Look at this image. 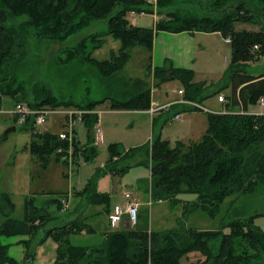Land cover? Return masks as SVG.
I'll use <instances>...</instances> for the list:
<instances>
[{
    "label": "trees",
    "instance_id": "trees-1",
    "mask_svg": "<svg viewBox=\"0 0 264 264\" xmlns=\"http://www.w3.org/2000/svg\"><path fill=\"white\" fill-rule=\"evenodd\" d=\"M215 5L218 10L222 7L217 20L190 17L177 24L157 20L153 27H144L133 25L127 19L131 11L153 12L143 0H0V99L7 96L15 104L26 100L27 106L33 109L64 105L90 110L105 101L111 109L149 108L150 89L146 80L138 79L137 88L123 98L107 96L84 106L71 101L59 102L39 91H31L33 97L28 98L23 82L18 80V71L27 57L28 27L33 28L39 38L64 42L93 20L106 19L107 33L119 43L118 52H112L106 59L91 56L86 52L89 37L85 36L69 48L71 58L87 61L102 75L110 77L124 67L128 60L127 49L141 45L149 53L147 68L152 70L157 84L178 78L183 83V96L203 103L213 94L205 95L203 84L192 81V70L172 67L169 60L164 66L151 69L154 35L157 31H218L230 37L232 51L231 62L222 79L213 84V90L230 87L224 107L241 106L248 110L264 97V72L250 75L243 69L244 64L264 55V0H217ZM21 15L28 17L26 22L6 25L10 17ZM238 21L259 24L261 29L236 30L234 23ZM254 45H258L255 51ZM172 108L174 113L197 110L181 104H173L169 109ZM97 118V114H86L83 125L87 140L81 144L75 138L72 142V161L76 166L97 154L92 131ZM14 121L16 123V118ZM207 122L206 131L198 140L176 141L173 146L159 135H152L149 142L124 151L110 143L104 168L97 170L74 194L89 203L103 201L106 196L96 192L97 176L125 171L133 164L148 166L152 198L175 201L178 194L193 193L196 200L191 207L204 210L211 217L216 215L226 196L237 195L238 198L261 190L264 187V114L207 113ZM32 130L31 127L29 149L37 161L43 164L51 157L59 160L67 153L68 142L59 140L57 134L49 130L32 133ZM58 148L63 152H57ZM55 201L62 209L60 199ZM184 208L186 212V204ZM51 219L46 208H36L27 201L24 218L21 221L8 218L0 226V235L26 233L29 239L38 237V242L51 237L57 243L53 264H264V229L254 224V216L222 221L220 228L214 230L180 226L166 232H148L127 227L105 232L102 243L92 246H76L69 241L70 234L90 231L79 214L61 225L48 226ZM23 243L26 248L28 242ZM7 248L0 243V264L15 263ZM191 252L199 253L201 258L182 262Z\"/></svg>",
    "mask_w": 264,
    "mask_h": 264
},
{
    "label": "rangeland",
    "instance_id": "rangeland-1",
    "mask_svg": "<svg viewBox=\"0 0 264 264\" xmlns=\"http://www.w3.org/2000/svg\"><path fill=\"white\" fill-rule=\"evenodd\" d=\"M215 2L217 0H162L159 4L156 0L155 5L147 2L155 10L154 12L133 13V15L129 12L127 17L133 19L130 22L134 25L136 21V26L144 27L152 26L154 16L157 20L168 21L171 24L183 22L185 18L190 17L199 19L210 17L217 20L222 7L218 10ZM27 19L26 15L12 16L6 21V25H18L26 22ZM28 28L27 57L24 66L18 71V75L16 74L18 80L23 82L28 98L33 97L31 91H39L41 95L47 94L59 102L71 101L76 105L84 106L86 103L100 101L107 96L123 98L124 94H129L137 88L139 85L137 80L140 79L146 80L149 89H153L154 99L168 102L173 97H178L174 90L176 91L179 86L183 88V83L178 78L157 84L152 70L147 68L149 53L141 45L135 44L127 49L128 60L124 67L110 77L102 75L87 61L81 62L79 58H71L69 48L75 46L85 36L89 37L86 52L91 56L106 59L112 52H118L119 43L107 33L106 19L93 20L90 25L69 36L64 42L39 38L35 36L33 28ZM234 28L257 31L261 29L259 24L239 21L234 23ZM173 40L177 43L185 41L194 44L197 62L193 69H186L192 70L193 82L203 84L202 92L205 95L213 94L203 104L211 110L222 106L217 102V96L219 94L227 96L231 93V88L225 87L214 91L213 84L222 79L231 62V45L224 42L221 33L211 32L194 34L190 32ZM160 48L161 45L157 42V52ZM165 62L167 60L159 62L157 59L156 63L154 59L152 60L154 67H162ZM243 69L250 75L263 73L264 61L246 63ZM0 100V226L7 218L22 219L26 202L30 201L36 208H46V212L52 217L48 226L61 225L72 217L75 218L76 213H81L90 231L73 235L70 237V242L72 240V243L77 244L76 246L100 245L104 233L112 230L108 217L118 209L113 210L115 206L113 201L120 202L124 198V193L128 192L138 203L137 221L130 226L133 230L166 232L180 226L214 230L220 228L222 221L245 219L250 216H254V224L257 227L264 229V187L238 198L237 195L226 196L220 202L216 215L211 217L204 210L191 207L196 200V195L193 193L178 194L175 201L165 198L158 200L156 197L150 199L148 166L141 164H133L125 171L107 172L97 176L96 192L106 196L101 202H86L85 198L76 196L74 192L71 196L76 187L83 188L97 170L104 168L110 143H115L117 150L122 151L141 146L150 141L143 142L144 131H148L151 137L160 135L161 138L168 139L172 146L177 139L196 140L200 137V131L193 133L195 129H192V134L191 128L199 126L200 123L206 124V112L184 111L181 112L178 120H172L174 109H169L170 107L163 108L159 110L162 112L158 111L159 113L151 116L132 114L135 113L132 111L109 115L108 112L112 111L109 109L108 101H105L96 108L100 110V128L103 134L106 133V128L110 131L108 139L105 135L102 141H96L97 154L92 160L75 166L66 159L56 160L53 157L42 164L29 149L31 127L32 133L43 132V127H46L50 132L58 134L64 127L54 119L59 120L62 115L48 114L46 123L40 128L31 126L30 122L16 124L15 117L9 113L14 108L15 102L7 96H3ZM25 101L21 103L27 105ZM12 126L15 129H11ZM79 136L82 141L87 140L81 130ZM76 197L79 198L78 201ZM62 198L68 201L67 209L64 210L59 208V203L55 201ZM75 202L77 205L74 209ZM185 204L186 212H184ZM123 226L120 224L118 229H123ZM224 231L228 232V228ZM13 238L0 235V243L8 245L10 256L16 255L14 245L9 244ZM181 261L189 262V259L184 256Z\"/></svg>",
    "mask_w": 264,
    "mask_h": 264
},
{
    "label": "crops",
    "instance_id": "crops-1",
    "mask_svg": "<svg viewBox=\"0 0 264 264\" xmlns=\"http://www.w3.org/2000/svg\"><path fill=\"white\" fill-rule=\"evenodd\" d=\"M127 19L129 21L133 20V19H131L129 17H127ZM156 20H157V17L155 18V16H154L152 26H147V27H153ZM132 24L134 25V23H132ZM135 25H136V21H135ZM196 32L207 33V32H203V31H193L191 33L194 34ZM211 33H220V32L215 31V32H211ZM188 34H190L189 31H181V32L157 31L155 33V36H154L155 38L153 40V48H152V53H151V58H150L151 69L154 68L153 63H152L153 59H154V63H156L157 59H159V62H161L163 60H169L171 65H172V67H175V68H191V69H193L195 64H196V62H197V54L195 53V50H194V44L192 42L191 43H187L185 41L183 43L182 42L177 43L175 40H173L175 37H180V36L188 35ZM157 42H159L160 45H161V48H160L159 52H157ZM155 67H158V66H155ZM179 89L183 90V88L179 86L176 89V91L179 90ZM152 90L153 89L151 88L150 89V103L154 99L153 96H152ZM176 91L174 90V93L178 94ZM121 95H123V94H121ZM180 96L181 95L178 94V97H173L168 102L175 101V100L179 99ZM155 100H157L159 103H168V102H166V100L165 101H161L160 99H155ZM206 100H208V98ZM98 106H100V104ZM221 108H222V106L220 105L217 109H214V110H218V109H221ZM109 109L112 111V112H108L109 115H111L113 113L114 114L123 113V112L129 113L130 111H132V112H135V113H132V114H143V115H150L151 116V114L148 112V108L147 109H133V108H130V109H111L109 107ZM248 109L250 111H252V112H264V109H262V107L258 106V105L252 106V107H250ZM159 112H162V111H159ZM159 112H156V113H159ZM156 113H154L153 115H155ZM62 118H60L59 120L58 119H54V120L56 122L58 121L60 124L63 125V119ZM100 122H101V119H100V116H99V123ZM190 122L192 124H194L193 121H190ZM195 124H197V123H195ZM207 125H208V122H207V115H206V124L200 123L199 126L196 125L194 128H191V133H192V129L193 130L195 129L193 131V133L194 132H198V130H199L200 131V136H201L206 131ZM80 130L82 131L83 136L86 137V130H85V127H84L83 123L81 125H78L76 127V129H75V137L82 144V143H84V141H82L80 139V136H79V131ZM105 130H106L105 134H103V132L101 130V137L99 139L100 141H102L103 136L105 137V135H106V137L108 139L110 131L107 128ZM144 132H145V134H144L145 137L143 139V142L144 141L147 142V141L151 140L150 133H148V131L147 132L144 131ZM161 139H163V138H161ZM198 139H196V140H198ZM163 140L169 141L168 139H163ZM177 141L187 142V141H191V140L189 138H184V139L181 138V139H177ZM192 141H194V140H192ZM107 142H110V141H107ZM79 164L77 166H79ZM149 175H150V173H149ZM81 187L82 186L76 187L72 191L71 196H73V192L75 193L76 191L81 190L82 189ZM76 200L78 201L79 198L76 197ZM67 203H68V201H67ZM113 203L115 205L113 210H116L119 206H123V204L125 203V199L122 198L120 202H117V200H114ZM76 205H77V202H75L74 209H75ZM66 209H67V206H66ZM9 211H7V212H9ZM113 213H114V211H113ZM24 214H25V212H24ZM76 214L78 215V213H76ZM79 215L82 217L81 213ZM75 217H76V215H75ZM23 218H24V216H23ZM126 218H127V215L123 214V222H121V225H124L123 227H125ZM22 219H15V220H20L21 221ZM73 219H74V217H72L71 219L67 220V222L71 221ZM88 227H89V225H88ZM79 233H81V234L82 233H89V231L82 230ZM75 234H78V233H73V234L69 235V241H70V237H72ZM10 237H14L12 242L9 243V244H11V245L13 244L14 247H15V250H16V255L11 256L15 260V263H4V264H20V262L26 261V260H28V262H30V264H53V262L55 261L57 243L51 237H47L46 239H44L43 242H38V239H39L38 237L37 238L35 237V239H33V240L29 239V235H27L26 233L10 235ZM25 241L28 242L26 244V246H27L26 248H25V244L23 243ZM71 244L77 245L75 243H72V240H71ZM5 245H7V244H5ZM29 250H31L32 253L28 252ZM7 251H8V248H7ZM26 255H31V256L30 257H26ZM186 257L190 261V260H197V259L201 258V255L199 253H196V252H191Z\"/></svg>",
    "mask_w": 264,
    "mask_h": 264
},
{
    "label": "built area",
    "instance_id": "built-area-1",
    "mask_svg": "<svg viewBox=\"0 0 264 264\" xmlns=\"http://www.w3.org/2000/svg\"><path fill=\"white\" fill-rule=\"evenodd\" d=\"M148 3H152L155 5L156 0H143ZM224 42L229 44L231 42L230 37H225ZM258 45H254L253 50H257ZM259 60H264V55L258 56ZM177 93L180 94V98L166 104H160L156 100H152L150 107L148 108V112L152 115L155 112L167 108L172 103H178L185 106H190L193 108H196L199 111H203L206 113H220V114H264L262 112H252L250 110H244L241 106L234 108V109H228L223 107L220 110H211L202 103L195 102L189 99H186L182 96L183 90L179 89L177 90ZM217 100L223 104L227 103V98L224 95L219 94L217 96ZM258 106H264V97H260L257 101ZM11 115H13L16 118V122L19 124L26 123L28 120L32 121V125L40 128L42 127L46 121L48 114H60L63 117V126L64 129L58 132L57 137L59 140L67 141L68 142V151L66 154L62 155V159H67L69 162L72 159V142L74 140V130L78 125H81L84 121V116L86 114H94L99 113L97 109H82L78 107L73 106H59V107H49L44 106L40 108H30L27 105L23 103H17L13 109L9 111ZM181 114L175 113L172 117V120H178L180 119ZM46 129V127H43ZM95 140H99L101 137V128L99 119L96 120V122L93 124L92 127ZM57 152H63L61 148L57 149ZM150 199H152L151 196H149ZM125 203L123 206H119L117 211L109 216L110 220V227L113 230H118L119 225L121 222H123V214L127 215V223L129 226H132L137 221V207L138 203L134 201L131 197V194L126 192L124 193ZM61 202L64 204V208H66V202L64 203V200H61Z\"/></svg>",
    "mask_w": 264,
    "mask_h": 264
},
{
    "label": "water",
    "instance_id": "water-1",
    "mask_svg": "<svg viewBox=\"0 0 264 264\" xmlns=\"http://www.w3.org/2000/svg\"><path fill=\"white\" fill-rule=\"evenodd\" d=\"M11 129H15V127L14 126H12V128ZM126 226H128L127 225V221H126ZM31 255H26V257H30Z\"/></svg>",
    "mask_w": 264,
    "mask_h": 264
}]
</instances>
